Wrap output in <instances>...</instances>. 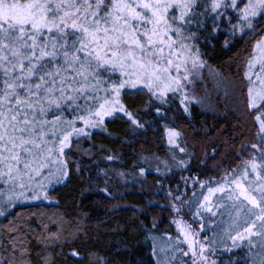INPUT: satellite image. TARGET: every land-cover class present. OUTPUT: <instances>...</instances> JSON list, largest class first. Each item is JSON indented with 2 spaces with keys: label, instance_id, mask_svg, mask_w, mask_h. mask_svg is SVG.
Listing matches in <instances>:
<instances>
[{
  "label": "snow or ice",
  "instance_id": "snow-or-ice-1",
  "mask_svg": "<svg viewBox=\"0 0 264 264\" xmlns=\"http://www.w3.org/2000/svg\"><path fill=\"white\" fill-rule=\"evenodd\" d=\"M249 33L261 37L250 66L256 60L264 64V0H0V182L11 189L10 195L0 196L5 201L0 216L12 215L10 207L21 200H47L54 184L71 179L70 165L83 173L94 153L82 146L74 151L73 145L90 141L106 120H123L129 135L145 143L148 132H166L169 160L144 157L135 167L140 177L157 175L161 190L165 183L176 185L168 189L169 207L179 214L185 207L184 194L176 195L181 184L187 189L189 180L193 186L200 181L177 173L191 172L199 163L177 159V152H187L173 126L194 119L195 108L205 103L189 91L193 82L207 88V79L220 87L212 74L203 75V57L227 51ZM141 92L148 96V107L131 111L123 99ZM245 103L258 139L241 146L248 159L240 179L228 177L230 187L208 191L224 193L234 208L246 210V227L228 234L232 247L213 249L211 239L190 240L184 230L190 226L184 225L181 234L190 251L182 255L190 254L191 264H244L238 242L247 238L251 249L253 238L264 237V88H249ZM80 151L87 155L77 160ZM154 161L155 170L141 167ZM99 191L114 198L106 188ZM208 200L205 196L196 215ZM10 239L0 243V264L22 258L16 235Z\"/></svg>",
  "mask_w": 264,
  "mask_h": 264
},
{
  "label": "trees",
  "instance_id": "trees-1",
  "mask_svg": "<svg viewBox=\"0 0 264 264\" xmlns=\"http://www.w3.org/2000/svg\"><path fill=\"white\" fill-rule=\"evenodd\" d=\"M247 37L250 38L245 39ZM260 39L249 33L227 51L217 49L203 57L206 68L215 71L212 75L220 87H213L207 79V88L193 82L189 91L204 98L205 103L195 108L194 119H181L173 126L180 131L178 143L187 152V155L177 152V159L194 158L199 163V166L193 164L191 172L177 173V176L191 175L202 182L195 188L178 192L184 194L186 212L183 219L188 223L194 219L191 217L194 203L206 190L221 184L230 187L225 183L228 177L240 179L243 162L248 159L241 146L258 139V127L247 115L245 103L249 83L246 81L240 86L238 81L246 68L244 54L250 49L251 55L254 44ZM250 41L253 42L251 47ZM122 102L131 111L143 110L149 105L144 92L126 97ZM129 131L123 120H106L103 130L97 131L90 141L81 140L80 145H73L74 151L82 146L94 153L86 161L88 166L83 173L76 171V165H70L71 179L53 185L49 189V201L21 200L10 207L12 215L0 216V243L12 242L10 237L16 235L15 247L22 258L15 264H141V261L191 264V255H182L183 248L176 241V218L169 207L172 202L168 189L176 185L165 183L161 190L157 175L140 177L135 167L144 157H158L160 162L169 160L171 148L166 132H148L145 143V138L132 137ZM137 139L139 142H135ZM238 153L240 159H237ZM86 155V151L76 152L75 158L79 160ZM108 156L114 160L108 161ZM141 167L155 170L158 163L146 162ZM160 171L166 169L161 167ZM3 188L9 187L0 182L1 192ZM105 188L114 198L99 191ZM213 201L216 203L214 216L210 214L199 219L200 228H204L200 230V237L202 241L211 239L213 249L230 248L232 241L228 234L242 232L248 218L228 226L229 218H222V215L227 214L229 206L226 212L223 210L233 202L224 193L216 194ZM238 243L237 255L245 258L244 264H259L264 257V237L253 238L251 249L247 238ZM73 252L77 255L73 256Z\"/></svg>",
  "mask_w": 264,
  "mask_h": 264
},
{
  "label": "rangeland",
  "instance_id": "rangeland-1",
  "mask_svg": "<svg viewBox=\"0 0 264 264\" xmlns=\"http://www.w3.org/2000/svg\"><path fill=\"white\" fill-rule=\"evenodd\" d=\"M249 38L250 37H247L245 39H249ZM252 45H253V42L250 41V47ZM253 49H254V46H253ZM254 56H258V53H254V51H253V53L250 55V49L248 50L247 53L244 54L243 61H244V64H245L246 61H247V63H246V68L244 70H242V75L240 76V81H238V83H239L238 85L242 86V84H245V82L248 81L249 88H252L255 91H259L261 88H264V83H262V82H264V64H261L258 60H256L250 66V61L253 60ZM214 73H215V71L213 72V70L211 68H206V70L205 69L203 70V75L205 77H208L210 74H214ZM215 79H216V77H215ZM241 95H242V92H241ZM257 138H258V136H257ZM53 171H55V169H53ZM192 178L195 179L194 177H192ZM248 180H254V176L253 177L250 176L248 178ZM201 183L202 182L200 181L199 184H196L195 186H193V180H189L188 181V188H195V187H197V185H201ZM54 185H56V184H54ZM224 185L225 184H223V185L221 184V185H219L217 187H221V186H224ZM217 187H214L213 189H215ZM185 190H186V188L183 186V184H181L180 191H185ZM219 193L220 192H213V193L210 194L209 191L206 190V192L200 198H198L196 200V202L194 203V206H193V209H192V213H191V217L198 221L197 222V223H199L198 226L196 224L194 226L192 224L193 222L192 223L191 222L188 223L186 220L183 219V218H185V215H184V212H186L185 208L179 214H177L174 210H172L173 214H174L173 217L176 218L175 221L176 222L177 221H181L182 222V224H178V223L175 222L176 230H177L176 241L181 244V247L183 248L182 252H189L190 250H189V248L187 246V242L184 241L183 234H181V228L184 225L190 226V231L187 228L184 229L185 231H188L189 239L193 240L195 242H203L201 237H200L201 228H200V220L199 219L202 218L203 216H209L210 214L212 216H214V211L216 209V207H215L216 203L213 201V198H214V196L216 194H219ZM10 194H11V189L10 188H8V189L7 188L6 189L3 188V192L0 191V196L3 195L2 197H6L7 195H10ZM177 195L180 196L181 193H178ZM205 196L209 197L208 203H207L205 208L200 210V214L196 215L197 208L199 207L201 202L204 201V197ZM49 199H51V198L49 197L47 200H44V201H49ZM182 199H183V196H182ZM30 200L31 199H27L25 201H30ZM32 201H35V200H32ZM3 202H5V201L0 199V203H3ZM184 202H186V201L184 200ZM176 206L179 207L178 204ZM228 206H229V210H228L227 214H223L222 215V218H229V225L228 226H230V225H232L234 223H237L238 220H242L244 218H248L247 211L246 210H241L240 208H234L233 203L228 204L225 207V209L223 210V212H226V209H227ZM207 208H211L212 211L211 212L206 211ZM194 219H192V221ZM190 258L192 260V257H190ZM210 260H212V259L210 258Z\"/></svg>",
  "mask_w": 264,
  "mask_h": 264
}]
</instances>
